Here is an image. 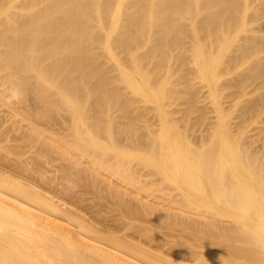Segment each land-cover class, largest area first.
<instances>
[{
  "label": "rangeland",
  "instance_id": "obj_1",
  "mask_svg": "<svg viewBox=\"0 0 264 264\" xmlns=\"http://www.w3.org/2000/svg\"><path fill=\"white\" fill-rule=\"evenodd\" d=\"M24 1L0 0V30L10 26L14 14L25 12ZM247 5L245 24L232 25L228 33L213 24L201 26L209 10L200 7L177 20L179 42H163L162 49H154L153 33L120 44L123 27H110L108 20L86 44L93 69L83 74L93 70L95 77L83 81L74 80L76 72H58L45 81L32 70L23 83L21 74L4 65L0 44V203L16 212L21 204L29 206L33 212L20 213L30 224L57 231L54 237L65 236L96 261L105 254L119 264H218L226 245L221 254L231 253L221 256L220 264H264L253 252L235 251L243 244L229 246L238 214L212 205L219 202L203 194L202 172V178L189 176L192 151L201 154L220 133L235 145L231 148L241 145L264 161V0ZM200 53L210 57L209 66ZM53 58L44 59L43 66ZM12 88L23 97L10 104ZM34 195L42 204L32 200ZM207 204L230 218L213 212L211 217ZM216 245L220 250L212 249ZM96 251L99 255H92ZM209 251L219 257L203 261Z\"/></svg>",
  "mask_w": 264,
  "mask_h": 264
},
{
  "label": "bare ground",
  "instance_id": "obj_2",
  "mask_svg": "<svg viewBox=\"0 0 264 264\" xmlns=\"http://www.w3.org/2000/svg\"><path fill=\"white\" fill-rule=\"evenodd\" d=\"M247 1L249 0H130L129 5H127L128 6L127 9L129 10L126 9L127 12L126 11L124 12L123 4L125 0H25L22 3V9L25 12H23V14L20 13L21 15L14 14V18L10 26L4 28V30H0V44L4 45L5 47L3 51L4 65L11 66L13 71L15 70L19 74H21V76L23 77V83L29 81V79L31 78L30 71L32 70L37 71L39 77L45 81L51 79V76L53 74L57 75L58 72L59 73L63 72L65 74L67 73L74 74L76 72L77 75L74 74L75 75L74 80L83 81L88 75L95 77V73L93 70H91L92 72L90 71L88 75L83 74L85 68L88 67L92 68L91 65L92 55L90 54L92 52L91 51L90 53L88 52L89 49L85 48L87 47L86 44L89 43L88 42L89 39L92 40L94 38L97 29L102 30L105 28L106 25L105 22H107L108 20L111 23L110 27L119 28L118 25L121 26V28L123 27V32L121 31L122 34L120 33L121 34L120 36H122L120 38V44L124 43L127 45L129 42H131V39L134 38L133 35H135L134 40H137L136 37L139 36L145 37L146 34L153 33L157 40L156 44L158 42L157 46L156 44H154V46H156L154 49H157L159 45L160 48L162 49L163 42H165L164 44L166 45L167 42L169 45H171V43H173L174 45L176 44V41H178L177 39L178 37L176 38V35H178L177 28L179 30H182V28L180 24L177 23V20L181 17L189 18L193 13H197L198 11H200L202 9V8L200 9V7H204L209 10L208 14L206 13L205 20L204 21L202 20L203 24L200 22L201 26L204 25V23L205 25L213 24V26L215 25L214 27L217 26L219 27L218 29L224 31L223 33H225V30L226 31L229 30L228 28L229 27L231 28L232 25H236L237 27L242 26V22L244 21V19L242 20L243 18L242 16L246 12L248 6ZM34 7H37V9H35ZM249 19L250 21L252 20L251 18ZM244 22L243 24H245ZM203 28L206 27L204 26ZM137 34L139 36H137ZM245 39H247V37ZM259 43H257L256 41L254 44L255 46H258ZM247 48L249 49L250 47H245L246 50ZM52 57H54L53 61L43 66L42 64L43 60ZM199 57L202 58L205 66H209L212 63L209 56L200 53ZM243 58H245V56ZM237 59L239 58L237 57ZM60 85L62 88L64 87V83H60ZM220 134H218V136H216L214 140L210 141L208 145L206 146L203 145L205 150L203 149L201 154L199 153L200 155L198 154V152L196 153L195 151L194 152L192 151L194 156L192 154L190 155L191 156L190 161H193L195 163L193 165L192 162L187 161L189 163L188 164L189 168H190V164L193 165V166L191 165L192 168L190 170H192V172H190L189 176L192 175L195 177L196 175H199L200 177L201 175L202 177L205 176L204 178L207 179L206 180L207 187L203 188L204 186L203 185L202 192L206 190L207 193L204 192L203 194L204 195L207 194L208 199L212 200V202L213 201L219 202V203L213 202L214 204L212 205L215 204H216L215 206L218 205L219 209L220 207L222 209L231 207L232 211L235 209L236 214H238L234 216L231 215L234 218H236V220L235 219L234 220L235 222H237L234 223V225L237 224L236 225L237 227H234L235 233L229 234L228 233L230 231L229 228L228 227L226 229L223 228L224 234L228 233L229 235V238L227 240V241L230 240L229 246L231 248L233 247L232 245L234 244L231 243L232 241L234 243L236 242L235 244H238L237 246L235 245L236 247H238L240 244H243L241 245V247H238L239 249L234 247L235 249H237L235 251L241 253L243 249H245L243 252L247 251L249 252L248 254L253 252L255 253L256 255L255 257L257 258V260L259 258V260L262 259L261 261L263 262L264 213L262 212L264 210V161L263 159L258 158L255 155V153L251 152L246 147H240L241 145H239V148L238 147L231 148L230 146L232 145L233 147L234 144L230 142L227 137L222 136ZM218 138H221L222 142L220 143L217 142L216 139ZM217 145H221V147ZM199 172H202L203 174L201 173L200 175ZM190 179H194V177H191ZM198 179L199 178H197V181L199 182ZM5 181H7V179ZM197 181H194L195 183L193 182V184H195L193 186H196L198 184ZM1 182L3 181H0V183ZM199 183L201 184V182ZM11 185L12 184H10V187ZM19 185L17 186L19 192L22 191V193H26L24 189L22 190V188H19ZM24 187L26 188V186ZM29 193L32 194L30 191ZM34 197L36 198L35 199L33 198L32 200H35V203L42 204L41 202L42 200L38 199L39 196L34 195ZM1 200H3L2 197H0V201ZM208 207L209 208L207 207L206 208L210 211L209 214L211 217H212L211 212L215 214V216L213 215V217H216V215L218 217L225 214L224 212H221L222 209L218 210L217 208L215 210H212L211 205H208ZM19 209L23 213L33 212L32 211L33 209L31 210L29 206L28 207L25 205L23 206L22 204L21 206H19ZM228 210L229 212L227 210H225V212L227 211V213L229 214H235V212L230 213L231 211L230 208H228ZM237 210H239L241 213L238 212ZM20 212H16L10 207L0 203V264H119L115 262V260H111V258L109 259V257H106L105 254H103L104 255L103 256L101 253L100 255L103 256V258H101L100 256L102 260L99 258V260L101 261H96L97 259H94L95 256L93 258L94 260L91 259L92 257H89V254L87 257V255H84L85 252L80 253L81 251L79 252L78 251L79 249L76 250L77 247H75L74 249L72 243L67 242L68 239L65 236L61 235L59 238H57L59 236L56 233L57 231L53 233L52 231L45 229L46 227L39 228L37 227V225L30 224ZM224 216H226V214ZM227 217L230 218V216H226L225 219ZM220 218H223V216ZM229 220L233 221L232 219ZM213 228L215 229V227ZM231 228H233V226H230V229ZM234 228L233 230L231 229L233 232H234ZM227 229L229 230L228 232ZM53 234L55 236L57 235V237H54ZM222 235L220 237L218 236L219 239L222 237ZM211 236H213V234ZM222 240L223 242L224 241L226 242V240L224 239ZM202 245L204 247V244ZM217 245L214 248L212 246L210 247H212V249H215L219 246ZM226 247L227 246L225 245V247L222 248L221 250L223 249L226 250ZM240 249L242 250L240 251ZM215 250H220V249H215ZM221 250H220V255L218 253L220 257L219 256L218 257L220 262L222 263L221 256L227 255L228 253H231V251L230 252L229 250L222 251L223 253L222 255ZM210 251L208 252L209 253L208 255L206 254L207 257L204 254L205 258L203 261L208 262L214 260L213 258L215 257L218 258L216 255L215 257H213V255L216 253L210 255L211 253ZM96 252H93L94 254L92 255H96L99 253ZM226 252L228 253L226 254ZM233 253L234 251H232V254ZM112 255L113 257L116 256L114 255V253H112L109 256ZM151 257L149 256V258ZM225 257L227 259V256ZM231 257L229 258V260L233 258L235 259L236 256L235 257L233 256L232 258ZM252 257L255 258L254 256ZM206 258L207 259L209 258L210 260L209 259L207 260ZM241 258L244 259L243 257ZM118 259L120 260L123 258L119 257ZM226 259L224 260L223 258L225 262ZM245 259L247 260V258ZM123 260L125 261L127 259H123ZM154 260L155 261L157 260L156 257ZM219 260H217L218 264H220ZM235 261L239 262L241 261V259L239 261L235 259ZM125 262L127 263L128 261ZM198 262L199 261H197L196 264H198Z\"/></svg>",
  "mask_w": 264,
  "mask_h": 264
},
{
  "label": "clouds",
  "instance_id": "obj_3",
  "mask_svg": "<svg viewBox=\"0 0 264 264\" xmlns=\"http://www.w3.org/2000/svg\"><path fill=\"white\" fill-rule=\"evenodd\" d=\"M23 97V93L18 88L10 89V94L7 97L8 103L19 102Z\"/></svg>",
  "mask_w": 264,
  "mask_h": 264
}]
</instances>
